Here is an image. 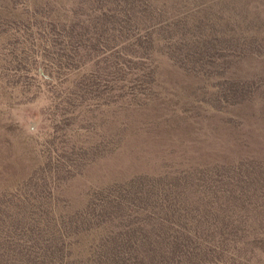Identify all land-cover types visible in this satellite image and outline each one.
Wrapping results in <instances>:
<instances>
[{"label":"rangeland","instance_id":"rangeland-1","mask_svg":"<svg viewBox=\"0 0 264 264\" xmlns=\"http://www.w3.org/2000/svg\"><path fill=\"white\" fill-rule=\"evenodd\" d=\"M118 199L168 264H264V0H0V250L151 264L102 249Z\"/></svg>","mask_w":264,"mask_h":264},{"label":"trees","instance_id":"trees-1","mask_svg":"<svg viewBox=\"0 0 264 264\" xmlns=\"http://www.w3.org/2000/svg\"><path fill=\"white\" fill-rule=\"evenodd\" d=\"M27 45L34 46L33 43ZM22 48V47H21ZM16 46L15 52L11 53L14 57L12 63L21 67L25 65L27 59L28 48L21 49ZM22 51V52H21ZM4 204H1L2 207ZM9 211L0 209V216L3 214H10L12 220L15 221L12 225H23L24 221L29 220V207L14 208L11 203H7ZM7 208V207H6ZM129 209L136 213L137 211H144L146 217L135 222ZM99 218L108 221L106 229L110 232L111 237H107L102 243L103 250L120 252L125 256H130L132 261L139 260L144 262L148 260L151 264H168L171 259H174L179 253L182 245L186 243L185 235L176 234L174 236H166L163 233H150L144 230H134L132 232L113 231L110 228L115 226H157L161 218L151 210L150 205L144 202L143 199H134L131 201L117 200L114 202H107L104 204V209L100 211ZM3 222L0 219V225ZM118 234L117 240L114 234ZM113 238V239H112ZM25 239V238H24ZM60 241V239H58ZM33 251V252H32ZM161 254V255H159ZM116 258L111 261L116 263ZM121 260V259H120ZM0 264H62V259L58 252L49 250L44 251H19L7 252V250H0Z\"/></svg>","mask_w":264,"mask_h":264}]
</instances>
